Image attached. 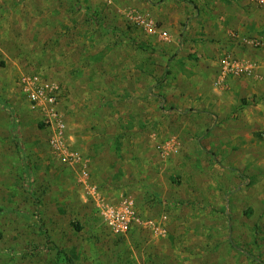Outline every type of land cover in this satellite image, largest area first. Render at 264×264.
<instances>
[{
  "label": "rangeland",
  "instance_id": "obj_1",
  "mask_svg": "<svg viewBox=\"0 0 264 264\" xmlns=\"http://www.w3.org/2000/svg\"><path fill=\"white\" fill-rule=\"evenodd\" d=\"M263 39L257 0H0V264H264ZM34 75L87 168L53 155ZM126 197L155 226L112 235Z\"/></svg>",
  "mask_w": 264,
  "mask_h": 264
},
{
  "label": "built area",
  "instance_id": "obj_2",
  "mask_svg": "<svg viewBox=\"0 0 264 264\" xmlns=\"http://www.w3.org/2000/svg\"><path fill=\"white\" fill-rule=\"evenodd\" d=\"M258 4L264 8V0H257ZM130 21L137 24L140 29L151 32L154 25L151 21L142 18L141 16L130 17ZM162 38L167 40L168 36L165 32L160 33ZM253 45L264 48V39L253 41ZM222 76L233 75L235 78H248L253 74L254 65L248 63H241L231 59L227 56L222 61ZM20 88L29 102L32 109L38 110L43 113L46 120L50 124V137L48 139L49 147L53 155L64 162L68 166L81 165L87 168L85 159L79 153L70 151L64 145L65 125L57 110V96L55 89L47 85L39 76H22L20 77ZM84 177L86 173L82 174ZM94 189V188H93ZM104 222L112 235L122 237L133 230L135 227L151 228L152 221H144L139 217L133 198H122L116 207H107L101 212ZM156 234L159 228H153Z\"/></svg>",
  "mask_w": 264,
  "mask_h": 264
},
{
  "label": "crops",
  "instance_id": "obj_3",
  "mask_svg": "<svg viewBox=\"0 0 264 264\" xmlns=\"http://www.w3.org/2000/svg\"><path fill=\"white\" fill-rule=\"evenodd\" d=\"M251 64H255L254 62H252ZM222 80L224 79V78H221ZM54 228V227H53ZM55 231H53L51 234H55L56 233V229H54Z\"/></svg>",
  "mask_w": 264,
  "mask_h": 264
},
{
  "label": "trees",
  "instance_id": "obj_4",
  "mask_svg": "<svg viewBox=\"0 0 264 264\" xmlns=\"http://www.w3.org/2000/svg\"><path fill=\"white\" fill-rule=\"evenodd\" d=\"M42 127V126H41Z\"/></svg>",
  "mask_w": 264,
  "mask_h": 264
}]
</instances>
